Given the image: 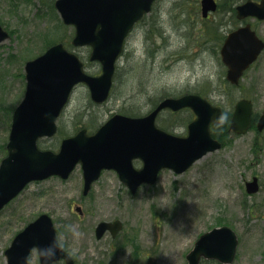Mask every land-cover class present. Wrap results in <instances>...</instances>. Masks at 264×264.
Listing matches in <instances>:
<instances>
[{
    "label": "rangeland",
    "instance_id": "1",
    "mask_svg": "<svg viewBox=\"0 0 264 264\" xmlns=\"http://www.w3.org/2000/svg\"><path fill=\"white\" fill-rule=\"evenodd\" d=\"M51 1L0 0V23L10 33L0 43V161L13 111L25 93V62L51 44L69 41L73 32ZM217 1L216 11L204 18L201 0H157L127 39L110 98L95 104L87 86L78 85L58 120L59 132L41 139L40 146L56 151L61 139L80 125L92 132L113 113L145 114L161 98L187 92L222 105L230 116L237 100L249 97L254 113H262L264 51L239 87L227 83L219 56L224 35L238 24L233 8L244 0ZM248 20L264 39V21ZM76 51L89 73L101 72L99 64L88 60L86 47ZM192 118L190 110L164 111L158 123L185 135ZM222 135L221 149L182 173L164 169L155 184H144L135 194L115 171L106 170L83 195L80 165L68 179L53 176L30 183L0 211V264H7L5 250L14 236L41 213L53 217L58 238L76 264H188L186 255L198 237L222 225L232 227L239 237L231 264H264V130L254 126L245 134ZM254 176L260 189L250 194L246 182ZM115 219L123 222L117 236L108 232L98 239L97 224ZM28 264H40L36 248Z\"/></svg>",
    "mask_w": 264,
    "mask_h": 264
},
{
    "label": "water",
    "instance_id": "2",
    "mask_svg": "<svg viewBox=\"0 0 264 264\" xmlns=\"http://www.w3.org/2000/svg\"><path fill=\"white\" fill-rule=\"evenodd\" d=\"M153 1H56L64 22L76 26L73 44L90 45V59L101 62L103 73L98 76L87 74L80 57L62 43L27 62L25 96L14 110L8 154L0 164V210L29 182L51 175L67 178L78 163L84 173V194L89 192L104 168L116 169L122 182L135 193L141 184L155 183L162 169L184 172L208 152L222 146L212 135L211 124L222 121L223 109L195 94L165 98L142 117L114 114L95 134H88L84 128L65 138L58 152L38 146L39 138L51 137L57 132L56 120L77 83L88 85L94 101L99 103L107 99L124 40L134 23L150 10ZM202 5L204 16L217 6L215 0H202ZM237 10L240 18L248 15L264 18V0L260 4L249 0ZM8 37V32L0 24V42ZM263 48L264 42L250 25L232 32L221 50L223 61L229 67L228 80L238 84L243 72ZM184 107H191L197 115L188 126L187 136L169 133L156 125V117L163 108L179 110ZM252 111V101L240 99L235 105L230 129L237 133L246 132L251 124ZM258 129H264V113L258 120ZM136 158L142 159L141 168L134 167ZM258 190V178L254 177L247 182V191L254 193ZM121 228L120 220L102 221L96 229L97 237L101 238L108 229L115 236ZM57 239L51 216L41 214L15 236L5 252L7 264H27L35 247L41 264H48L43 250ZM237 246L238 236L231 227H214L195 242L187 254L188 264H200L202 258L231 263ZM62 258L66 264H75L64 247L57 253L55 261Z\"/></svg>",
    "mask_w": 264,
    "mask_h": 264
},
{
    "label": "clouds",
    "instance_id": "3",
    "mask_svg": "<svg viewBox=\"0 0 264 264\" xmlns=\"http://www.w3.org/2000/svg\"><path fill=\"white\" fill-rule=\"evenodd\" d=\"M63 250V245L59 242V240H54L53 243L47 248H45L43 251L46 253L45 259L48 262V264H55V259L57 256V253Z\"/></svg>",
    "mask_w": 264,
    "mask_h": 264
},
{
    "label": "trees",
    "instance_id": "4",
    "mask_svg": "<svg viewBox=\"0 0 264 264\" xmlns=\"http://www.w3.org/2000/svg\"><path fill=\"white\" fill-rule=\"evenodd\" d=\"M53 1V0H52ZM51 1V5L53 6V3ZM228 124H229V113L226 112L223 122L220 125H217L214 127L213 135L215 137H218L220 139H223L222 133H228Z\"/></svg>",
    "mask_w": 264,
    "mask_h": 264
},
{
    "label": "flooded vegetation",
    "instance_id": "5",
    "mask_svg": "<svg viewBox=\"0 0 264 264\" xmlns=\"http://www.w3.org/2000/svg\"><path fill=\"white\" fill-rule=\"evenodd\" d=\"M137 164L139 163V161L136 162Z\"/></svg>",
    "mask_w": 264,
    "mask_h": 264
}]
</instances>
